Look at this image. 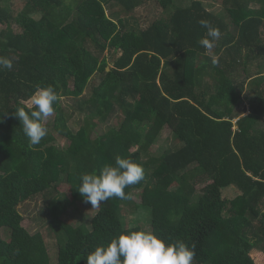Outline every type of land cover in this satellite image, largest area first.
<instances>
[{
	"label": "trees",
	"instance_id": "trees-1",
	"mask_svg": "<svg viewBox=\"0 0 264 264\" xmlns=\"http://www.w3.org/2000/svg\"><path fill=\"white\" fill-rule=\"evenodd\" d=\"M14 1L0 0V56L14 58L0 71V264H87L129 228L194 243L193 264H264V0ZM154 1L168 18L139 27L135 12ZM201 19L221 31L218 64ZM48 84L60 93L53 131L32 146L14 111ZM166 129L173 141L153 152ZM117 156L145 177L130 200L92 208L80 176ZM38 198L50 222L32 233L21 207Z\"/></svg>",
	"mask_w": 264,
	"mask_h": 264
},
{
	"label": "clouds",
	"instance_id": "clouds-1",
	"mask_svg": "<svg viewBox=\"0 0 264 264\" xmlns=\"http://www.w3.org/2000/svg\"><path fill=\"white\" fill-rule=\"evenodd\" d=\"M199 24L206 29V35L199 40V44L206 50L212 63L218 64L219 57L214 53V48L221 31L206 19H201ZM13 59L0 56V71L10 70ZM59 100L60 93L48 84L37 87L27 106L14 111L30 145H39L48 135L45 122L54 114ZM144 177L142 164L117 156L114 164H105L99 172L82 174L77 190L85 203L96 208L113 197L130 200L132 197L125 193V189L138 184ZM195 249L194 243L188 244L183 239L166 242L151 229L129 228L114 236L107 245L97 246L87 255L86 261L87 264H193Z\"/></svg>",
	"mask_w": 264,
	"mask_h": 264
},
{
	"label": "rangeland",
	"instance_id": "rangeland-1",
	"mask_svg": "<svg viewBox=\"0 0 264 264\" xmlns=\"http://www.w3.org/2000/svg\"><path fill=\"white\" fill-rule=\"evenodd\" d=\"M189 3H190L189 0H177L175 2V5L178 7H181L184 5L188 6ZM22 6H23V2H21L20 0H15L14 4H12V9H20V8H22ZM254 8H256V6H254ZM171 10H172V6L170 7L169 10L163 9L161 6L158 5L157 2L154 1V2H150L148 4H145L143 6H140L137 9V11L135 12L134 16L138 20L137 22H138L139 27L142 26L143 28H147L151 23H155V22L157 23L161 19L162 20L167 19ZM124 17H127V15H125L124 11H120V18H124ZM133 24H134V22L131 23V25H133ZM107 55L111 56L110 53H107ZM109 61L110 62L112 61L111 57H110ZM110 67H112V63L110 64ZM256 67H257L256 65H252L248 70L249 73L250 72L252 73V76L257 72ZM90 86L92 87L91 84H90ZM91 87L88 88L84 92V94H90L91 93L90 92ZM83 117H84V114L79 113L70 121V123H68L69 127H71V129L75 133L80 130V128L82 126ZM49 119L50 120L53 119V115ZM121 121H122V119L115 120L114 125L117 128H119ZM236 123L237 122H235V124ZM47 128H48V131H53V124H51V123L47 124ZM107 129H108V127H107ZM106 131H107L106 126H99L97 128L96 132H97V134H101V133H104ZM172 141H173L172 134L170 133L169 130L166 129V131H164L162 134V139L157 142V144L152 148V151L154 152L156 150V152H159V149H165L166 145L168 143H171ZM62 145L66 146L67 142L63 141ZM132 151H135V149H132ZM135 194H137V192ZM230 194H231V192L225 193V195H230ZM234 196L231 195L230 197L233 198ZM137 200H138V198H137ZM70 210L71 209L69 208L68 212H70ZM21 212L25 216L24 226H26V228H28L32 233H36L37 231H40L43 226L48 225L50 222V220L48 218L49 211H48L47 204L45 201L43 202V200H40L39 198L37 201L28 203L27 206L21 207ZM87 214H88L87 210L81 208V212L76 217L73 218L71 223L77 224V223L81 222L83 218H87V217H83ZM127 218L129 220V222H132L135 220L136 215L135 214H129V215H127Z\"/></svg>",
	"mask_w": 264,
	"mask_h": 264
}]
</instances>
